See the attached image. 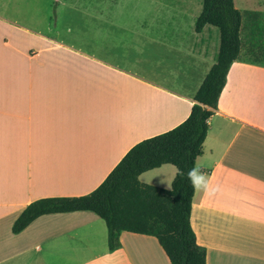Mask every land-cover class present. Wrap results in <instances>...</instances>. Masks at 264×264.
I'll list each match as a JSON object with an SVG mask.
<instances>
[{
  "label": "crops",
  "instance_id": "1",
  "mask_svg": "<svg viewBox=\"0 0 264 264\" xmlns=\"http://www.w3.org/2000/svg\"><path fill=\"white\" fill-rule=\"evenodd\" d=\"M65 1L83 33L70 14L53 29L39 2L0 0V264H170L148 235L123 231L110 252L91 211L12 232L30 203L92 192L132 146L182 123L218 56V29L194 30L202 0H155L167 13L120 22L91 12L107 0L53 3ZM232 1L242 28L264 19V0ZM207 124L195 165L211 193L194 189L196 242L206 264H264V65H231ZM176 172L163 164L138 179L170 189Z\"/></svg>",
  "mask_w": 264,
  "mask_h": 264
},
{
  "label": "trees",
  "instance_id": "2",
  "mask_svg": "<svg viewBox=\"0 0 264 264\" xmlns=\"http://www.w3.org/2000/svg\"><path fill=\"white\" fill-rule=\"evenodd\" d=\"M241 21L242 14L232 0H202L194 30L199 33L205 25L216 27L219 50L216 62L194 96L189 116L171 130L132 146L92 192L30 203L14 222L12 232L19 233L42 215L91 211L106 225L110 252L120 248V234L126 231L156 238L170 264H206V251L197 244L190 224L194 188L187 173L202 154L207 120L217 109L231 65L238 60L264 65V43L257 39L264 34V19L251 27L255 31L253 40L243 55ZM163 164H171L177 170L170 189L139 181L141 173Z\"/></svg>",
  "mask_w": 264,
  "mask_h": 264
},
{
  "label": "rangeland",
  "instance_id": "3",
  "mask_svg": "<svg viewBox=\"0 0 264 264\" xmlns=\"http://www.w3.org/2000/svg\"><path fill=\"white\" fill-rule=\"evenodd\" d=\"M6 1V0H5ZM10 3L12 0H9ZM21 0H14L13 5H17L21 7L20 4ZM39 2L42 4L41 7H44V12L42 13V17L45 19V21H49L51 24V27L55 29V25L60 28V26L63 24V19H66L68 14L72 15V17L69 20H75L77 22L81 23V30L79 33L84 32L85 22L82 20L81 16L79 14L74 15L73 12L70 11V9H75V7L71 6V8L68 7L71 3L75 1H68V2H61L59 7H55L56 4L53 3L54 0H28L27 4H32ZM155 0H107V3L103 5L105 9L103 10H91L93 15H96V17L103 18L107 20L108 22L110 20H117L122 21L124 19L131 20L136 18H145V19H154L158 18L159 16L164 15L167 13V11L162 7L158 9L155 5ZM201 9V8H200ZM78 13H81L80 10H72ZM89 13V12H88ZM187 19L188 23L193 22V19L190 18H182ZM131 28H127L129 33H147V31L150 30V28H141L136 26H129ZM65 29V28H64ZM76 29L72 30L71 33L75 32ZM163 30V28H161ZM217 30V29H215ZM251 33V34H250ZM255 31L251 27H243L241 30V38L244 43V50L248 46V44L252 43L253 37L251 36L254 34ZM259 41L264 43V34L259 36L257 38ZM244 53H242L243 55Z\"/></svg>",
  "mask_w": 264,
  "mask_h": 264
},
{
  "label": "clouds",
  "instance_id": "4",
  "mask_svg": "<svg viewBox=\"0 0 264 264\" xmlns=\"http://www.w3.org/2000/svg\"><path fill=\"white\" fill-rule=\"evenodd\" d=\"M187 179L196 191L203 190L206 194L211 193L210 182L206 178V174L201 171L198 164L188 171Z\"/></svg>",
  "mask_w": 264,
  "mask_h": 264
}]
</instances>
